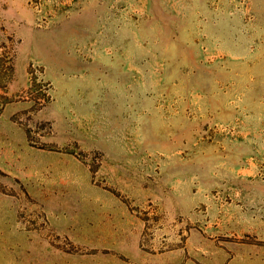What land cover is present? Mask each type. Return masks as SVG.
<instances>
[{
  "label": "rangeland",
  "instance_id": "374dc122",
  "mask_svg": "<svg viewBox=\"0 0 264 264\" xmlns=\"http://www.w3.org/2000/svg\"><path fill=\"white\" fill-rule=\"evenodd\" d=\"M0 264H264V0H0Z\"/></svg>",
  "mask_w": 264,
  "mask_h": 264
}]
</instances>
